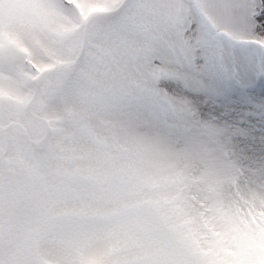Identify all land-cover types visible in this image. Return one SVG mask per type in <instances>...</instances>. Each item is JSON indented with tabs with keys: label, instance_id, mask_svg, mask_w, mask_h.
Masks as SVG:
<instances>
[{
	"label": "snow or ice",
	"instance_id": "obj_1",
	"mask_svg": "<svg viewBox=\"0 0 264 264\" xmlns=\"http://www.w3.org/2000/svg\"><path fill=\"white\" fill-rule=\"evenodd\" d=\"M0 264H264V0H0Z\"/></svg>",
	"mask_w": 264,
	"mask_h": 264
}]
</instances>
